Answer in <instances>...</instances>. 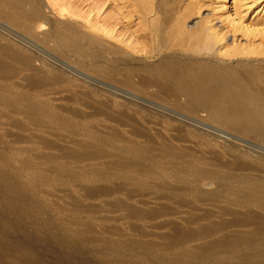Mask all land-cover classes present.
I'll return each instance as SVG.
<instances>
[{
	"label": "rangeland",
	"instance_id": "374dc122",
	"mask_svg": "<svg viewBox=\"0 0 264 264\" xmlns=\"http://www.w3.org/2000/svg\"><path fill=\"white\" fill-rule=\"evenodd\" d=\"M41 1L49 9L50 19L65 18L52 8L51 0ZM63 1L77 4L75 10L82 2ZM220 1L197 0L199 17L227 32L226 44L264 48V0H232L228 9ZM233 3L243 24L233 21L238 19L232 15ZM48 29L44 24L35 35L41 37ZM7 43L22 45L45 61L58 63L47 48L19 28H0V45ZM254 57L264 60V56ZM6 62L13 71H0V93L4 90L0 94V170L12 176L20 199L5 213L9 226L0 225V264H127L115 260L117 251L137 264H248L246 256L260 248L264 236L253 237L234 253L223 250L200 257L204 244H222L227 238L250 232L253 224L240 221L248 208L229 192L235 186L208 185L206 173L194 172L173 157L183 150L187 156L203 157L211 164L222 154L223 146H245L243 142H232L226 130L205 119V114L188 118L185 113L180 116L144 107L142 96L109 85L101 90L100 78L66 66L73 72L69 77L76 74L80 78L76 81L83 80L86 87L82 91L87 97L79 94L78 98L92 97L91 104L74 105L72 91L50 93L48 103L61 108L71 123L37 121L13 98L22 94L30 105L32 95L45 89L35 92L25 80L28 72L13 60ZM34 65L40 66L41 60ZM94 88L98 98L91 95ZM101 100L108 107L103 108ZM190 128L204 138L190 137ZM93 135L102 140L95 141ZM130 140L141 150L132 158L154 171L137 178L139 184L129 180L133 174L124 167ZM256 146L254 155H264ZM74 150H87L91 156L76 158L70 154ZM195 182L203 189L199 195L191 190ZM12 195L0 182V211ZM254 212L264 215L260 209ZM206 226L213 228L212 234L202 233Z\"/></svg>",
	"mask_w": 264,
	"mask_h": 264
},
{
	"label": "bare ground",
	"instance_id": "6f19581e",
	"mask_svg": "<svg viewBox=\"0 0 264 264\" xmlns=\"http://www.w3.org/2000/svg\"><path fill=\"white\" fill-rule=\"evenodd\" d=\"M231 1L220 2L228 9ZM51 2L52 8L55 6L65 17L63 20L50 19L49 9L41 0H0V28L21 29L58 61L47 62L22 45H0V71L12 72L13 67L6 59L13 60L28 72L25 80L35 92L45 89L32 95L30 105L25 104L22 94L13 100L37 121L69 126L70 118L64 117L61 108L48 103V96L72 91L71 102L88 107L92 97L91 100L82 98V101L78 98L85 87L83 80L77 82L80 78L76 74L69 77L73 74L71 71L78 69L79 73L100 78L101 90L109 85L142 96L144 107L169 110L180 116L185 113L188 118L205 114V119L226 130L232 142H243L245 146L242 143L223 146L222 154H217L213 158L215 163L211 164L203 157L187 156L183 150L173 157L186 162L194 172L206 173L210 179L208 185L235 186L229 192L237 201L246 202L248 208L240 215L243 216L240 221L245 225L253 224V228L227 238L222 244H204L200 257L205 259L223 250L234 253L251 243L253 237L262 238L264 215L258 212L260 217L254 211L255 208L264 211V155H254L252 148L258 145L264 150V62L254 57L264 56V48L226 44L228 33L217 29L205 17H199L201 6L197 0H82L78 10H75L77 4L63 0ZM232 9V15L238 17L233 21L243 24L234 11L236 6ZM44 24L49 26L48 31L41 37L36 36L35 31ZM37 60H41L40 66L34 65ZM65 66L73 70L68 71ZM91 92L98 98L96 88ZM0 94L3 96L4 90ZM100 104L108 107L105 101L101 100ZM188 132L192 138H204L195 128ZM92 138L102 140L99 135ZM127 143L124 167L128 174H133L129 180L139 184L137 178L154 171L132 158L141 150L133 141ZM70 154L76 158L91 156L87 150H74ZM225 157L229 159L223 160ZM0 182L13 192L0 211V225L9 226L5 213L14 208L20 197L9 173L0 170ZM191 190L199 195L203 189L195 182ZM210 227H204L202 233L212 234ZM115 258L137 264L135 259L126 260L120 251ZM245 260L248 264H264V242Z\"/></svg>",
	"mask_w": 264,
	"mask_h": 264
}]
</instances>
